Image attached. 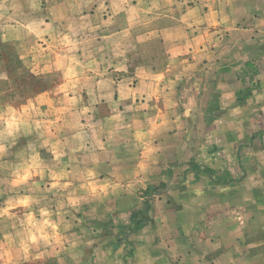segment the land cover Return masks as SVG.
<instances>
[{"label":"rangeland","instance_id":"1","mask_svg":"<svg viewBox=\"0 0 264 264\" xmlns=\"http://www.w3.org/2000/svg\"><path fill=\"white\" fill-rule=\"evenodd\" d=\"M198 2L0 0V145L4 146L0 151V264H192L200 257L199 233L212 218L226 219L208 224L209 236L212 231L237 230L244 207L245 213L252 214V228L261 230L264 111L259 118L248 117L237 125L240 131L237 126L219 125L213 145L193 157L194 162L166 169L162 180L140 190L141 204L134 210L65 184L71 174L65 167L75 159L79 163L83 139L68 138L67 128L53 136L51 125L37 127L34 122L50 119L55 111H65L66 116L72 111L68 100L77 93L66 82L69 74L54 69L55 56L59 61L87 64L90 69L83 67V75L92 72L95 62L107 66L101 54L115 53L122 45L126 70L119 72L126 77L135 68L136 48L129 47L132 38L179 22V15ZM49 6L53 20L43 25L37 42L27 45L29 53L18 46V40L2 34L4 24L20 26L35 8ZM25 24L30 25L27 32H40ZM257 89L264 94V88ZM78 95L84 96L80 91ZM24 175L26 180L14 183ZM25 197L29 203H19ZM145 203L149 219L135 227L138 217L131 214L144 209ZM167 204H172L171 209Z\"/></svg>","mask_w":264,"mask_h":264},{"label":"crops","instance_id":"2","mask_svg":"<svg viewBox=\"0 0 264 264\" xmlns=\"http://www.w3.org/2000/svg\"><path fill=\"white\" fill-rule=\"evenodd\" d=\"M184 12L179 22L132 38L135 68L126 77L119 72L126 70L122 45L101 54L107 66L95 62L83 75L87 64L54 57V69L69 74L66 82L77 93L68 100L75 118L55 111L34 122L51 125L53 136L67 128L68 138L82 137V155L77 165L75 159L65 167L71 173L65 184L134 210L141 204L140 190L162 180L166 169L202 156L219 125L236 127L264 111V94L257 89L264 88V0H199ZM24 20L40 32H27L30 25L20 23L4 24L2 34L29 53L27 45L53 20L50 6L35 8ZM245 210L238 218L241 228L209 236L208 224L226 219L213 217L199 233L200 257L191 263L264 264V222L259 232L253 229L252 214Z\"/></svg>","mask_w":264,"mask_h":264},{"label":"trees","instance_id":"3","mask_svg":"<svg viewBox=\"0 0 264 264\" xmlns=\"http://www.w3.org/2000/svg\"><path fill=\"white\" fill-rule=\"evenodd\" d=\"M192 162H194V160L191 161L190 163H192ZM162 186H164V185L162 184ZM149 188L152 189V188H155V186H150ZM145 193H147V192H145ZM147 210H148V204L145 203V208L144 209H139V210H136V211L132 212L131 216L133 218H137L138 217V219L134 221L135 227H139L138 225H139L140 222H145V221H147L149 219L148 218L149 216L146 214Z\"/></svg>","mask_w":264,"mask_h":264},{"label":"clouds","instance_id":"4","mask_svg":"<svg viewBox=\"0 0 264 264\" xmlns=\"http://www.w3.org/2000/svg\"><path fill=\"white\" fill-rule=\"evenodd\" d=\"M3 150H4V146L3 145H0V151H3ZM26 179H27V175H24V176H21L19 178V180L14 181V183H19V182H22V181H24ZM19 203L27 205L29 203V198L28 197H25L24 199H21L19 201ZM5 212H7V209H5Z\"/></svg>","mask_w":264,"mask_h":264}]
</instances>
